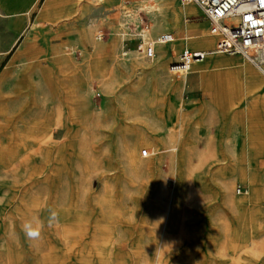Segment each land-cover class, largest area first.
Wrapping results in <instances>:
<instances>
[{"label": "rangeland", "instance_id": "obj_1", "mask_svg": "<svg viewBox=\"0 0 264 264\" xmlns=\"http://www.w3.org/2000/svg\"><path fill=\"white\" fill-rule=\"evenodd\" d=\"M19 1L25 4L21 13L4 15L0 11V51L4 49L2 45L11 48L23 28L28 38V55L22 73L19 71L18 76L11 79L12 87L6 89L11 92L12 103H0V106L10 111L13 104L21 105L24 101L32 115L52 110L49 118L60 131L53 138L55 153L76 136L90 138V147H93V151L88 152L78 148L68 168L77 170L83 158L94 166L92 158L99 155L100 173L115 176L116 170L109 171V167L116 164L124 166L128 178L113 183L126 189L119 197L117 212L108 216L94 210L86 239L62 240L59 229L66 222L48 212L40 218L46 246L39 247L30 241L23 225L32 189L25 186L21 170L11 174L0 169V264H102L91 236L96 227L103 225L111 230L103 250L107 256L104 264H264V112L258 110L263 109L264 103L256 95H247L249 91L244 83L247 64L260 72L244 56H230L244 62L238 67L224 63L227 69L216 77L224 75L229 85L232 82L231 87L225 83L220 89L215 83L217 79L213 81L215 78L213 82L209 78L203 80L200 69L183 80L173 78L169 63L177 52L171 48L181 45L179 51L184 46L205 50L188 37L201 22H205L210 32L208 21L195 4V13L182 10L179 16L164 5L173 2L175 7L181 8L188 4L184 0H162V3L161 0H130L128 5L124 0L113 4H103L100 0ZM167 25L172 31H178V35L173 44L157 45L158 56L153 61L136 51L139 31H143L147 39L155 40L164 31L157 29L167 28ZM57 48L70 63L67 83H80L79 93L88 110L76 124L62 106L61 112H57L58 103L46 108L43 102L50 96L48 84L52 80L54 83L58 74L64 77L60 71L62 66L56 62L60 55ZM125 51L127 55L123 56ZM207 60L200 64L208 65ZM161 63L164 69L159 75ZM45 69L56 71L52 80L45 75ZM213 69L209 67L208 73H213ZM178 82L176 87L174 84ZM152 86L156 89L152 90ZM34 88L44 89L46 93L38 91L33 96ZM228 90L230 94L233 92L232 96ZM221 91L225 92L224 98L220 96ZM152 95L157 99L155 104L150 102ZM33 100L35 102H31ZM129 106L134 109H128ZM156 111L161 114L155 117ZM164 121L168 122L170 130L161 128ZM175 132L184 133L186 140L185 154L181 157L176 150L156 157L155 148L145 146L166 142ZM242 136L248 144L244 147ZM125 144L133 146L138 154L142 148L149 152L148 157L140 156L141 172L135 176L126 167ZM227 153L237 155L250 169V175L226 172L219 159ZM180 173L184 178L186 200L183 223L173 226L170 239L162 248L163 236L156 217L163 205L173 203L172 199H166L165 190L168 188L173 195L178 187L176 176L179 181ZM154 175L161 181L155 188L151 186ZM97 181L95 177L90 184L93 190L98 187ZM85 207L82 204L73 215L86 214ZM161 252L162 257H159Z\"/></svg>", "mask_w": 264, "mask_h": 264}, {"label": "bare ground", "instance_id": "obj_2", "mask_svg": "<svg viewBox=\"0 0 264 264\" xmlns=\"http://www.w3.org/2000/svg\"><path fill=\"white\" fill-rule=\"evenodd\" d=\"M185 2L188 4H186L184 7H181V8L175 7L176 5L173 2H169V3L164 4V5L168 8L173 9L174 14H176L177 16H179V14L182 13V10H184L186 13H195L197 11L195 6L192 4L193 2H187V1H185ZM176 21H177V23H179L178 18L176 19ZM206 28L207 27H206L205 22L199 23V25L195 29V32L193 33V35H190L188 38L191 41H194L195 43L200 44V46H204L205 47L204 49L206 51L212 52V50L214 48L215 40H214L213 34L211 32H209L208 30H206ZM180 46H178L177 49H174L175 52H178V50L180 49ZM166 50L167 49L165 48V51ZM57 53L58 54L60 53V48H57ZM205 53H207V52H205ZM56 60H57L56 61L57 64H60L62 66L60 71H61V73L64 74V77L60 78L59 74H58L57 76H55V77H57V80L53 83L52 78H53V75H55L56 71H51L49 69H45V71H44L46 73L45 75H47L49 77V81L52 80V82L49 83L47 86L48 87L47 94L49 93L50 96H48L45 100H43V102H45L47 104L46 108H48L50 106L54 107V105L56 103H58L59 105L61 104L60 106L59 105L57 106V112L58 111L61 112V106H62L63 110L68 112V116L76 124L77 121L83 115H85L88 112L87 108L85 107V105L82 101V97L80 96V93H79L80 92L79 91L80 83L73 82V81H72V83H67L66 77H69L70 72H69L68 68H69L70 63H68V60L61 53L57 57ZM41 64H42V62H41ZM222 65H224V64H222ZM159 66H160L159 67L160 70H158L157 74L162 72V69H164L162 67L163 63H161ZM201 67H202L201 64L195 63V64H193V66L191 68V72H194L195 70H199ZM223 74H224V70H223ZM213 78H215V79L213 80ZM209 79L211 80V82L216 81V79H217V82H215V83H217L216 86H218L220 89H221V87L226 86L225 83H227V84L229 83V80H228V82H226L227 79L224 75L223 76L221 75L218 77H216V75H215V77L209 76ZM231 83H230V85L228 84L230 87H231ZM179 84L180 83L178 82V83H175L174 85L176 87H178ZM228 85H227V87H228ZM213 88H214V86H213ZM155 89H156V86H152V90H155ZM229 90H228V93L230 96H232L231 94L233 92L230 94ZM31 91H32L33 96L38 91H40L41 93H46V91L44 89L37 91L36 88H34ZM114 94H115V91H114ZM123 94H125V93H123ZM247 95H250V96L256 95L257 99H260V101L262 103H264V99L261 98V95H259L258 92L256 93L255 90L247 92ZM153 96L154 95L151 96L150 102L152 101V104H155V103H157V99L155 100ZM220 96H222V98H224L225 92L223 93L221 91ZM121 97H123V96H121ZM28 98H29V96H28ZM143 99H144V97H143ZM34 100L31 102H35ZM132 102H133V100H132ZM133 105H134V103H133ZM137 107H138V104H137ZM128 109L133 110L134 108L129 106ZM27 110L29 111V108H27L24 101L21 103V105L16 104V103L13 104L10 111L6 108V106H0V169H1V171H5V173H11V174H16L17 171L19 172L21 170V172L23 173L25 186H28V187L30 186V189H32L31 195L27 201V220L23 223V225L25 227V224L27 222L32 221L33 222V224H32L33 230L38 232V236L35 238H30V241L33 243L36 242L39 245V247L46 246L45 245L46 239L44 240V237H43L42 232H41L42 227L40 224V221H41L40 218L42 219L43 217H45V215L48 212L52 213L51 214L52 216L57 214L56 216L59 217L63 223L66 222L63 225V227L59 229L60 231L62 230V232L60 233L62 240L67 242L70 240L86 239L89 232H90V229H91V226H90L91 225V217H92L94 210H98L102 215L108 214V216L114 215L117 212L119 197L121 196V193H123L126 189L123 187L115 186V185H113V183L123 182L124 180H126L128 178V176L123 171L124 166L113 164L112 166L109 167V171H115L116 170L117 174L115 176H110V174H107V173H100L99 169H98L99 168L98 166L100 164V161L98 158L99 155L98 156L95 155L96 158H94V159L92 158V161L94 162V166L91 165L90 162H88L87 160H85L83 158V160H82L83 164H82V166H79L77 170L76 169L74 170V168L73 169L68 168L67 164H68V162H70L71 159L75 158L76 150L78 148L81 150H86L87 152L90 150L93 151V147L92 146L90 147V143H89L90 138L88 139L86 136H85L86 138H84L82 136L79 138L78 136H76L72 140H70L69 142L63 143L60 146L58 152L55 153V149L53 147L54 146L53 145V138L55 135H59L60 131H59L58 126H56V122H53V121L51 122L52 119L49 118V116H51L50 113L52 112V110H51V112H48L46 110L47 111L46 114L43 113V115L42 114L41 115H38V114L32 115L31 111H29V114L26 115ZM9 113H11V114L9 115ZM160 114L161 113L159 111H156L155 117L159 116ZM152 118L153 117H151L150 119H152ZM164 120H165V118H164ZM145 121L147 122V120H145ZM155 122H156V120H155ZM157 123H158V121H157ZM161 123H162V121H161ZM159 124L160 123H158V125ZM182 124H184V123H182ZM151 125H152V122H151ZM162 125H161V128H166V129L170 130V125L168 124V122L164 121ZM55 126H56V128H54ZM97 126L98 125H96V127ZM152 128H153V126H152ZM85 130H87V129H85ZM94 133H91L90 135H93ZM135 137H134V139H135ZM130 138H132V137H130ZM163 138H164V136H163ZM92 140H94V138ZM91 143H92V141H91ZM130 144H132V143H130ZM148 145L152 149L155 148V150H156L155 156L156 157H158L160 153L162 156L163 154H166L168 151H173V150L178 151V156L181 157V156H183V154H185L186 140L184 138V133L181 134V132H179V133L175 132L174 134H172L170 136L169 140H167L166 142L165 141L159 142L157 144V146H153L151 144H146L145 146H148ZM142 150H143V148L140 150V153L138 154L136 152V150L133 148V146L130 147V145L125 144L126 167L131 169V172H133V176H135L141 172L139 164L141 163ZM80 159H81V157H80ZM214 162H216V158H215ZM219 162L221 164L225 165L223 167H225L226 172H236L237 174L243 175V176H246L247 174L250 175V172H251L250 169L247 168V166L245 164H242L241 159H238L237 157L235 158L233 156H230L228 153L223 154V156L219 159ZM108 163L111 164L110 161H108ZM243 163H244V161H243ZM248 163H249V161H248ZM159 164H161V162H159ZM141 169H143V167ZM178 176H179V181H178L177 176H176V180H177L176 184H178V187H177V189L173 190V195H170L171 190H169L168 188L165 190L166 191V194H165L166 199L168 201H170L172 199L173 203L170 205L169 204L163 205L161 207V211L158 213V215L156 217V221H157L156 225L159 227L160 232L162 233V234L161 233L160 234L163 236L162 248L168 243V241L170 239L169 238L170 233L173 230L172 229L173 226L175 224L179 225V224L183 223V217H184L183 207H184V204L186 201L184 198V186H183V179L184 178L182 177L183 175L181 173ZM95 177L98 180L97 181L98 187L93 190L90 187V184L94 180ZM131 181H132V184L134 185L135 184L134 179H132ZM151 183L153 184L151 186L153 188H155L157 186H160L161 181H160L159 177L154 175V180H152ZM66 201H67V203L64 205V202H66ZM82 204H84L86 206L85 207L86 208V212H85L86 214H75V215H73V212L78 211V207H82ZM59 205H60V207H59ZM88 214H90L91 216H87ZM159 229H158V231H159ZM110 232H111V230L108 227L103 225V226L96 227L94 230V234H92L93 236H91L93 239V242L95 243V246H96L95 247L96 253H97L96 256L100 259L102 264L107 262L106 261L107 256L103 250L106 247L107 240H109V237H110L109 233ZM65 244H67V243H65ZM136 255L137 254L134 253V257L138 258V257H136ZM159 255H160L159 257H162V252Z\"/></svg>", "mask_w": 264, "mask_h": 264}, {"label": "built area", "instance_id": "obj_3", "mask_svg": "<svg viewBox=\"0 0 264 264\" xmlns=\"http://www.w3.org/2000/svg\"><path fill=\"white\" fill-rule=\"evenodd\" d=\"M184 1L199 6L210 22V32L218 36L213 53L244 56L251 64L264 71V0ZM137 36L142 37L140 33ZM173 40L171 33L162 34L157 41L142 39L137 50L153 59L156 56V43H169ZM205 58L204 51L185 48L171 62L169 69L174 75L183 76L191 71L194 63ZM142 155L147 156L148 151L143 150Z\"/></svg>", "mask_w": 264, "mask_h": 264}, {"label": "crops", "instance_id": "obj_4", "mask_svg": "<svg viewBox=\"0 0 264 264\" xmlns=\"http://www.w3.org/2000/svg\"><path fill=\"white\" fill-rule=\"evenodd\" d=\"M100 1H102L103 4H113V3H116L118 0H114L112 2H104L103 0H100ZM46 2H47V0H46ZM46 2H45V5H46ZM6 3H9V4H6ZM129 3H130V0H124V4L125 5H128ZM160 3H162V0L160 1ZM192 4H194V3H192ZM45 5L43 6V8L45 7ZM24 6H25V4L20 2L19 0H0V11L4 15H11V14H16V13H21L23 11ZM197 7L199 8V6H197ZM5 8H13L14 10L12 12H7V10ZM200 12H201L202 16L204 17V19L208 21L209 30H210V22H209V20L205 17V15H204V13H203V11L201 9H200ZM170 27L171 26L167 25V28H164V29H163V27L158 28L157 29L158 31L159 30H164V31L161 32L157 36V38L155 40L147 39L145 34H143V31H139V33L142 35V37H139V39H140L139 43H140V41H142V39L144 41H148V42L157 41L158 38L162 34L171 33L173 35V37H174V40L172 42H169V43H156L155 44V49H156V56L155 57H157L158 56V50H157L156 47H157L158 44L170 45V44H173L174 41L176 40V36L178 35V31H172ZM22 29L20 31L21 32L20 35H17L16 41L12 45V47L9 48V46L4 47V45H2V48H4V49L2 51H0V103L1 104H4V103L11 104L12 103L13 99H12L11 92L6 91V89L12 87L11 79L12 78H16L18 76L19 71H21V73H22L23 62H26V60H27L28 38H27V36H25L23 34ZM213 36H214V40H215V44H214V48H215V46L217 44V41H218V36H215V35H213ZM185 48H188L190 50H200V51L207 52L206 50H203V48H201V49L200 48H196L195 49V48H190V47L184 46L180 51L178 50V52L175 53L174 48L172 47L171 49L175 53V58L172 59L171 62H173L177 58L178 54L182 50H184ZM214 48H213V50H214ZM170 50H169L168 53L171 52ZM136 51H138V50L136 49ZM138 52H140V51H138ZM122 55L123 56L127 55V52L126 51L123 52ZM213 55H217V56H213ZM230 56H241V55H237V54L231 55V54H226V53H212V54H208V52H207V56H206V58L203 61L196 62L197 64H200V63L204 62L206 59H208L207 60L208 65H201L202 67L200 68L203 80H207V78H209V76L217 75L219 72L223 71V69H226V66L222 65L224 63H229V66L237 65V67H238V66L242 65L241 62H244V61H242L241 59H239L237 57L233 58V57H230ZM144 57L147 58L145 55H144ZM147 59H150V58H147ZM153 59H150V60L153 61ZM19 62H20V65H19ZM171 62L169 63V66H170ZM209 64L211 66H209ZM219 66L221 68L217 69L216 67H219ZM247 66L249 67L248 70H245L246 72L244 71V78H245L244 83H245L247 91L250 92V91H254L255 90L256 93L258 92V94L261 95V98L264 99V74H263L264 71L258 69L256 66L253 65L260 72V73H257L250 65L247 64ZM209 67L214 68L213 70H215V71L213 73L209 74L208 73L209 72V70H208ZM190 73H191V71L188 74H186V75L177 76V75L172 74V72H171V76H173V78H175L177 80H180V79L183 80ZM249 74H250V80H249ZM212 90H214V89H212ZM258 110L264 112V106H263V109L259 108ZM258 110H255V111H258ZM249 138H250V136H249ZM242 141H243V147L248 145L247 142L244 141V136H242ZM249 144H250V142H249ZM229 155L233 156L235 158L237 156V155H234L233 153L229 154ZM148 156H149V152H148L147 156H143V157H148Z\"/></svg>", "mask_w": 264, "mask_h": 264}, {"label": "clouds", "instance_id": "obj_5", "mask_svg": "<svg viewBox=\"0 0 264 264\" xmlns=\"http://www.w3.org/2000/svg\"><path fill=\"white\" fill-rule=\"evenodd\" d=\"M32 224H33L32 221L27 222L25 224V231L28 237L35 238L38 236V232L33 230Z\"/></svg>", "mask_w": 264, "mask_h": 264}]
</instances>
